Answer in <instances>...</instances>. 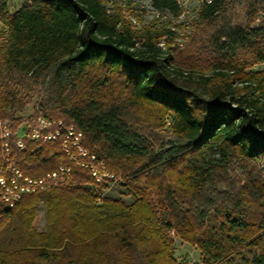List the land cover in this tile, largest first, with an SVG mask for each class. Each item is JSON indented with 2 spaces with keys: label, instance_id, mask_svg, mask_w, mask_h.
Segmentation results:
<instances>
[{
  "label": "trees",
  "instance_id": "obj_1",
  "mask_svg": "<svg viewBox=\"0 0 264 264\" xmlns=\"http://www.w3.org/2000/svg\"><path fill=\"white\" fill-rule=\"evenodd\" d=\"M8 1L0 0L8 29L0 119L23 107L18 91L54 69L67 73L72 86L54 117L73 123L87 149L123 172L120 195L133 202L106 197L98 204L92 179L76 169L69 184L44 194L48 231L37 234L39 195L11 210L0 200V229L16 213L23 228L22 245L0 250V264H187L173 257L172 232L200 252L199 264H264V182L255 170L264 159V70L246 73L232 61L179 67L157 47L173 35L165 25L133 30L102 0H21L14 13ZM225 3H205L199 18L212 21ZM152 5L180 13L174 0ZM219 38L220 50L247 47L264 64V27L223 30ZM156 130L170 134L158 148L148 137ZM63 163L57 145H28L17 161L31 177ZM231 163L249 165L238 186L227 176Z\"/></svg>",
  "mask_w": 264,
  "mask_h": 264
},
{
  "label": "rangeland",
  "instance_id": "obj_2",
  "mask_svg": "<svg viewBox=\"0 0 264 264\" xmlns=\"http://www.w3.org/2000/svg\"><path fill=\"white\" fill-rule=\"evenodd\" d=\"M102 1L106 3L110 14L121 10L124 20L127 22L134 21L133 30H140L142 27L151 24H155L160 29L165 25V28L170 31L171 28H174L171 31L173 35L166 34L159 39L157 47L163 52V55L171 52L174 64L179 67L187 69L195 66L197 69L206 70L216 62L232 61L245 68L246 73L264 70V64L256 63L253 51L240 46L235 51H222L219 47L224 43V40L218 39L223 30L247 26L252 28L264 27V0H226V3L220 6L219 11L215 13L212 21L208 23L199 18L202 6L208 0H186L185 9L187 13L184 18L167 16V18L162 19H156L155 15L146 12V9H142V5L148 4L149 0H110V4L107 3L108 0ZM20 6L21 0H9L7 2L9 13L16 12ZM7 33L8 29L0 22V46L5 44ZM70 77L67 73H58L54 69L44 79L33 81L30 91H18L17 93L21 104L23 103L21 110L4 120L16 125L32 118L38 110L50 112L52 116L56 115V108L66 100L70 92L72 86ZM169 135L167 130H156L148 137L158 148L167 144ZM24 151L26 150H20V153ZM110 165L108 163L109 169L117 174L119 181L107 185H97L90 177L93 181L90 186L94 189V194L100 196L97 203L100 204L102 198L111 197L120 198L127 205L132 204V199L120 195V184L125 181L123 172L115 169L113 163ZM247 169H249L248 164L231 163L227 170V176L231 182H235L238 186L243 183L244 173ZM255 170L264 182V159L256 163ZM95 186H100V188L95 190ZM218 190L224 192L227 188L221 185ZM39 198L40 200L34 206V220L32 222L33 231L37 234L48 231V198L44 194L39 195ZM22 235L21 213H16L9 223L0 229V250L10 251L19 248L22 245ZM168 235L173 240V257L178 262L200 263L201 255L196 248L184 244L175 237L173 232L168 233ZM242 257L249 259L251 255L242 252ZM232 260L234 263L237 262L234 257Z\"/></svg>",
  "mask_w": 264,
  "mask_h": 264
},
{
  "label": "built area",
  "instance_id": "obj_3",
  "mask_svg": "<svg viewBox=\"0 0 264 264\" xmlns=\"http://www.w3.org/2000/svg\"><path fill=\"white\" fill-rule=\"evenodd\" d=\"M153 1L142 5V9L155 15L156 19L174 16L169 11L156 10ZM174 1L180 8V13L175 17L184 18L187 13L186 0ZM210 2L208 0L206 3ZM134 23L131 21L132 25ZM28 145H57L66 163L40 177L26 175L17 161L20 150H27ZM76 169L87 172L97 185L119 181L117 174L109 169L107 161L86 148L83 133L64 118L38 110L32 118L16 125L0 119V200L5 208L14 209L25 197L47 194L66 186Z\"/></svg>",
  "mask_w": 264,
  "mask_h": 264
}]
</instances>
